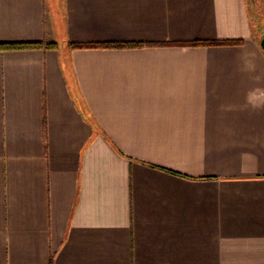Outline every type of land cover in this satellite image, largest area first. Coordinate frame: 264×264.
<instances>
[{
  "label": "crops",
  "instance_id": "0c3cea01",
  "mask_svg": "<svg viewBox=\"0 0 264 264\" xmlns=\"http://www.w3.org/2000/svg\"><path fill=\"white\" fill-rule=\"evenodd\" d=\"M43 41L0 48V264H264L247 0H0Z\"/></svg>",
  "mask_w": 264,
  "mask_h": 264
},
{
  "label": "trees",
  "instance_id": "16d2710c",
  "mask_svg": "<svg viewBox=\"0 0 264 264\" xmlns=\"http://www.w3.org/2000/svg\"><path fill=\"white\" fill-rule=\"evenodd\" d=\"M258 16H261L258 14ZM237 41H229V40H219V41H191L188 44L192 46L198 45H210V44H224V43H233ZM141 44L138 43H100V44H78V43H70L69 46L71 48H105V47H135L140 46ZM56 47V43L54 42H37V43H8V44H0V48H7V49H19V48H30V47Z\"/></svg>",
  "mask_w": 264,
  "mask_h": 264
},
{
  "label": "rangeland",
  "instance_id": "374dc122",
  "mask_svg": "<svg viewBox=\"0 0 264 264\" xmlns=\"http://www.w3.org/2000/svg\"><path fill=\"white\" fill-rule=\"evenodd\" d=\"M247 4L255 35L260 39L264 34V16L258 14H264V5L261 6L259 0H247Z\"/></svg>",
  "mask_w": 264,
  "mask_h": 264
},
{
  "label": "water",
  "instance_id": "95a60500",
  "mask_svg": "<svg viewBox=\"0 0 264 264\" xmlns=\"http://www.w3.org/2000/svg\"><path fill=\"white\" fill-rule=\"evenodd\" d=\"M259 43H260L261 48L264 49V34H262Z\"/></svg>",
  "mask_w": 264,
  "mask_h": 264
}]
</instances>
